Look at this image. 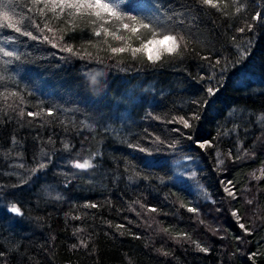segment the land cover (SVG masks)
<instances>
[{
	"label": "trees",
	"instance_id": "16d2710c",
	"mask_svg": "<svg viewBox=\"0 0 264 264\" xmlns=\"http://www.w3.org/2000/svg\"><path fill=\"white\" fill-rule=\"evenodd\" d=\"M127 3L131 14L185 35L187 51L179 58L165 54L155 64L142 53L136 59L130 52L112 54L109 46L138 47L143 37L92 36L88 44L85 32L95 27L86 23L89 17L73 21L59 9L12 0L17 19L32 16L41 26L60 28L57 36L75 27L79 38L71 43L80 55L0 32L16 37L6 47L20 55L0 63V91L24 96L23 104L0 97V264H264V178H255L264 170V21L247 29L256 12L264 16V0H242L241 12H235L238 2L228 16L200 10L196 0ZM249 41L252 54L241 65ZM221 67L231 78L209 96L206 89L217 79L208 78H219ZM28 111L39 115L30 118ZM193 112L201 118L192 129L168 123ZM190 132L215 147L201 150L186 138ZM217 153L224 161L219 166ZM46 157L47 169L23 184ZM93 157L95 167L86 172L72 167ZM179 168L185 172L176 175ZM228 180L237 199L223 192ZM12 202H19L22 217L7 211ZM91 203L98 207H85ZM232 209L251 235L238 227ZM81 239L88 247L73 249ZM194 242L209 251L200 252Z\"/></svg>",
	"mask_w": 264,
	"mask_h": 264
},
{
	"label": "snow or ice",
	"instance_id": "6c2138e0",
	"mask_svg": "<svg viewBox=\"0 0 264 264\" xmlns=\"http://www.w3.org/2000/svg\"><path fill=\"white\" fill-rule=\"evenodd\" d=\"M238 2L239 6L235 7V12L240 13L243 7L242 0H196L198 9H214L216 12H219L225 16L230 15L227 9L231 5H236ZM31 4L33 6L42 4L51 12H55L56 9H59L61 14H66L73 21H75L76 19H82L84 16L89 17V20L86 21V23L95 25V27L92 28L90 34L85 32V37L88 44H92V36H111L114 40L122 42L130 40L132 36H136L137 39L143 37L138 47L133 48L130 46V44L128 46L119 47L109 46V50L112 54L130 52L132 58L136 59L137 54L142 53L143 56L146 57L148 62L155 64L157 62H160L162 56L165 54L175 58H179L184 51H187L185 35L174 32L172 29L167 28L165 25L155 22L152 17H144L137 14H131L128 10L127 0H31ZM29 11H31V8L29 9ZM40 13L43 14V9H40ZM55 18L58 19L59 17ZM251 21L252 22L247 23V29L249 31H251L256 26V23L264 21V16L261 15V12H256L255 15L251 17ZM29 28L34 29L38 34H34V31L28 30ZM5 29L11 30L13 33L18 34L19 36L27 37L32 41L46 43L52 48L58 49V51L66 52L70 55H80V51L74 49L71 43L73 39L79 38L74 35L76 31L75 27H72L68 31H65L63 35L57 36V33L61 31L60 28L53 29L52 27H48L47 25L41 26V24L37 23L36 19L32 16H21L19 19H17L15 9L12 7V0H8V3L0 2V32ZM121 29H123L124 32L128 35L126 36L124 34H118ZM245 30V27H240L237 29V31H239L240 33H244ZM45 31L51 33V36L45 35ZM81 31L83 32L84 30L81 29ZM65 37H67V39H65ZM15 42L16 37L14 35L0 36V63L9 65L14 60H20V55L15 49L10 50L8 47H6V45L14 44ZM104 42L107 43V41ZM87 54L91 55L90 53ZM251 54V42L249 41L248 46L243 50V59L238 61L237 63L243 65L247 58L251 56ZM202 58L205 60L208 59V57ZM220 64L221 61L217 60L213 67ZM236 71H240V68H237ZM226 72L227 68L221 67L219 78H208L217 79V83L215 85H209L206 89L209 96H215L223 87H225V81L231 78L230 76L225 75ZM232 74L234 75L235 72H233ZM4 80L5 78L3 76H0V84H2ZM0 97H3L5 100H7L9 97H15L21 104L24 103V96L18 90H12L8 92L7 89H5V91H0ZM9 107H12V105H9ZM41 111H46L47 115L49 116L54 115V112L51 109H42ZM19 114L20 116H23L25 114L24 110L21 109ZM38 115L39 113L36 112H27V116L30 118L36 117ZM200 118L201 117L198 112H193L190 115L175 116L171 120H169L168 123H178L182 126L183 129H192L194 127L193 122L200 120ZM173 131L183 134L181 132V128H174ZM186 138L197 144V146L201 150L215 147V144L211 140H193V134L191 132L187 134ZM155 142L163 143V141H160L159 137H156ZM67 147L68 145H65V148ZM129 147H135L139 152L144 153L145 155L152 154L150 150L145 147L134 145H129ZM169 147H175V144H171L169 145ZM229 154L231 155V150ZM217 157L218 166L222 165L224 161L219 158V153H217ZM93 159L94 157L85 158L82 161L79 159L74 160L72 162V167L77 170L86 172L87 170L95 167ZM236 159H241L239 154H237ZM50 160V157H46L44 162L38 161L36 167L31 170L30 176L24 179L23 184L30 183L31 179L35 178L39 172L46 170ZM21 167H23V165H21ZM255 178H264V170H262L261 176H257ZM221 183L224 182L222 181ZM23 184H21L20 186L22 187ZM229 185H231L232 187L230 188ZM234 187L235 185H233V182L231 180H228L224 185L223 192L233 199H237L236 193L232 190V188ZM57 198L59 199V197ZM247 203L251 204L252 200H248ZM5 207L7 208V211L15 216L22 217L24 215L19 202H12L10 207ZM85 207L97 208L98 205L95 203H91L85 205ZM141 207H144V205H141ZM147 210L153 213L158 211V209L155 207H149ZM187 211L190 213H198L199 209L197 207H188ZM230 215L235 219L238 227L246 235H251V230L247 228L244 223L240 222L242 217H240L238 210L232 209L230 211ZM71 218L75 220L81 219V217L79 216H73ZM116 227L119 229L123 228L124 225H116ZM80 231H82V229L77 227L76 232ZM165 231H167V229H165ZM180 236L187 238L188 234L181 233ZM136 238L139 239V237ZM238 239L241 238L238 237ZM194 243L196 244V248L200 252L207 253L209 251L207 247H203L196 242ZM78 246L87 248L88 244L85 240L81 239L78 241V244H73L72 248L75 249ZM4 255L5 253L0 251V257H3ZM255 255V253L252 254V256Z\"/></svg>",
	"mask_w": 264,
	"mask_h": 264
},
{
	"label": "rangeland",
	"instance_id": "374dc122",
	"mask_svg": "<svg viewBox=\"0 0 264 264\" xmlns=\"http://www.w3.org/2000/svg\"><path fill=\"white\" fill-rule=\"evenodd\" d=\"M185 169L183 168H179L178 170H176V175H180L181 173H184Z\"/></svg>",
	"mask_w": 264,
	"mask_h": 264
}]
</instances>
